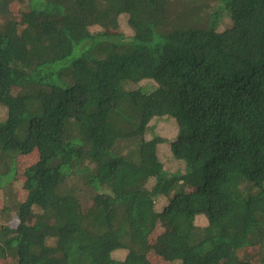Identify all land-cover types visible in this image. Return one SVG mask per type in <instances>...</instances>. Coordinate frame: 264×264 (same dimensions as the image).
<instances>
[{
	"label": "trees",
	"instance_id": "1",
	"mask_svg": "<svg viewBox=\"0 0 264 264\" xmlns=\"http://www.w3.org/2000/svg\"><path fill=\"white\" fill-rule=\"evenodd\" d=\"M213 1L0 0V263L264 264V0Z\"/></svg>",
	"mask_w": 264,
	"mask_h": 264
},
{
	"label": "rangeland",
	"instance_id": "2",
	"mask_svg": "<svg viewBox=\"0 0 264 264\" xmlns=\"http://www.w3.org/2000/svg\"><path fill=\"white\" fill-rule=\"evenodd\" d=\"M184 4L190 5V4H194L195 1L197 0H175V4L174 6H180L178 3L184 2ZM205 3H198L200 6H202V8L204 9V7L208 8V6H212L213 3H215L213 0H205ZM205 4H208L207 6ZM210 6V8H211ZM205 8V9H206ZM209 9H206L202 14L201 17L204 19L206 16V12L210 11ZM202 9V10H203ZM228 23V19H226L225 17L222 19V21L220 22V27H225ZM119 31L124 32L126 35L131 34L132 32V28L130 27L129 23H128V15L127 14H123L120 17L119 20ZM144 84H146V82H144ZM0 115L5 116L6 115V109L5 107L0 106ZM174 122H176V120L174 118H171ZM176 132H177V128L176 125L170 121L169 119H164V118H160L157 120H154L153 122H151V127L149 129V133L152 135L158 134L161 135L165 138H168V140L162 144L159 145V155L161 156L162 160L164 161L166 167L170 170H176L179 167V163L177 162V160H175L172 157V153H171V146H170V142L169 140H172L173 138H175L176 136ZM149 134V135H150ZM87 138V137H86ZM89 148V142L88 140L85 139V141L83 142L82 145V149L83 151H87V149ZM22 162H28V161H33L34 160V155L33 156H29V157H21ZM193 189L190 188L188 189L189 193H193ZM6 194L2 193V191H0V208H2V206L4 205L3 203H5V199L8 198V196L5 198ZM12 196L14 199H19V200H23L26 196V191L22 188L21 182L17 181L15 183L14 186V190L12 192ZM89 201V200H86ZM89 202H85V207L88 206ZM167 204V200L166 199H162L158 206L160 209L164 208L165 205ZM2 222H8L12 225L16 224V221L13 219L12 216L7 215L6 217H3L0 215V223ZM197 223L198 224H202L204 223L203 218H198L197 219ZM167 227L163 225V223L159 224L157 229L155 230V232L150 236V244H151V250H150V258L152 261L154 262H158V263H164V264H168L171 263L169 261H166L164 259V254L163 252L160 253L161 251V241L163 238H160L159 235L163 234L166 231ZM165 236V235H164ZM163 236V237H164ZM254 249L249 248L248 251L249 252H253ZM159 251V252H158ZM125 255V252H121V251H116L115 252V256L117 258H123ZM253 259L256 258V256L253 254L252 255ZM0 264H7L5 260H2Z\"/></svg>",
	"mask_w": 264,
	"mask_h": 264
}]
</instances>
